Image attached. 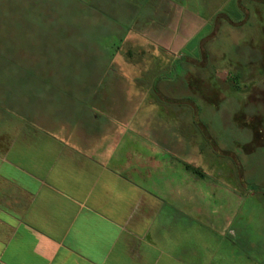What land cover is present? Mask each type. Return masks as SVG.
I'll use <instances>...</instances> for the list:
<instances>
[{
	"label": "rangeland",
	"instance_id": "374dc122",
	"mask_svg": "<svg viewBox=\"0 0 264 264\" xmlns=\"http://www.w3.org/2000/svg\"><path fill=\"white\" fill-rule=\"evenodd\" d=\"M244 7L245 16L229 21L210 16L175 55L152 37L169 17L138 16L121 0H0V99L30 104L49 120L62 116L72 132L93 126L98 146L119 141L113 157L129 167L145 158L160 173V192L176 185L192 195L208 210L189 213L194 220L230 234L240 258L264 264V0ZM213 72L220 83L241 77L236 95H217L216 110L187 87L197 73ZM183 161L201 166L205 182L178 177Z\"/></svg>",
	"mask_w": 264,
	"mask_h": 264
},
{
	"label": "crops",
	"instance_id": "0c3cea01",
	"mask_svg": "<svg viewBox=\"0 0 264 264\" xmlns=\"http://www.w3.org/2000/svg\"><path fill=\"white\" fill-rule=\"evenodd\" d=\"M246 1L121 4L127 11L136 6L138 16L169 17L152 37L176 55L208 27L210 16H245ZM0 100V264H250L251 256L241 259L227 243L229 234L189 215L206 214L207 207L194 206L176 185L160 192V173L145 158L129 167L123 155L112 156L119 141L98 146L93 126L72 132L62 116L49 120L28 111L30 104L9 107L8 97ZM236 234L251 247L247 234Z\"/></svg>",
	"mask_w": 264,
	"mask_h": 264
},
{
	"label": "trees",
	"instance_id": "16d2710c",
	"mask_svg": "<svg viewBox=\"0 0 264 264\" xmlns=\"http://www.w3.org/2000/svg\"><path fill=\"white\" fill-rule=\"evenodd\" d=\"M128 54L130 56L132 55L131 52H129ZM214 73L215 72L210 73V75L208 76L207 79H205L204 75L202 76L201 74L197 73L196 76H194V77L192 76V79H191L192 82H189L187 84V87L195 90L197 93L200 94V96L203 95L205 98H207L208 101L213 102L214 103V109L216 110V108H218L221 104V102H218L216 100L217 95L222 93V92L224 93L225 91H226V93L236 95V93L239 91V86H240L239 84L241 83V79H240L241 77L238 75H231L230 76L231 79L226 80V81H222V83H220L217 81L218 80L216 78L217 76ZM242 81H243V79H242ZM158 87H159V83H155V85H153L152 88L155 90L154 92L158 91ZM192 105H193V108L196 107L195 106L196 105L195 100H192ZM197 107H199V106H197ZM239 115H240V113H239ZM239 115H237V117H238L237 121H239V119L241 118V117H239ZM196 124H198V122ZM260 125H261V127H264V120H262ZM199 130H200V132L202 131L201 133L203 134V130H201V129H199ZM197 132H199V131H197ZM197 132H196V134H197ZM194 135H195V132H194L193 136ZM243 146H245V145H243ZM177 166L178 167H177L176 173L178 174V177L183 178V175H184V177L186 176V178L189 179L190 175H195L196 181L197 180H199V182L204 181L206 173L203 171V168L201 166H195L193 163H190V162L188 163V162H184V161L182 162V164H178ZM204 182H202V183H204ZM193 221L198 222V223L208 227L202 221H199L197 219L194 220V218H193ZM227 237H228L227 243H229L232 247H234L235 242H233L234 240L232 239L230 234L227 235Z\"/></svg>",
	"mask_w": 264,
	"mask_h": 264
}]
</instances>
